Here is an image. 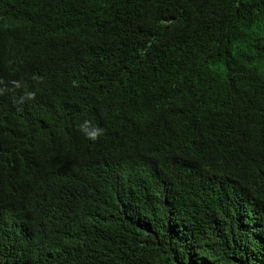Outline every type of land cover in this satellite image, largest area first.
Segmentation results:
<instances>
[{
  "label": "trees",
  "instance_id": "obj_1",
  "mask_svg": "<svg viewBox=\"0 0 264 264\" xmlns=\"http://www.w3.org/2000/svg\"><path fill=\"white\" fill-rule=\"evenodd\" d=\"M0 264H264V0H0Z\"/></svg>",
  "mask_w": 264,
  "mask_h": 264
},
{
  "label": "clouds",
  "instance_id": "obj_2",
  "mask_svg": "<svg viewBox=\"0 0 264 264\" xmlns=\"http://www.w3.org/2000/svg\"><path fill=\"white\" fill-rule=\"evenodd\" d=\"M87 126V122H85V127ZM102 129L100 128H94L87 132L88 138L95 141L99 135L102 134Z\"/></svg>",
  "mask_w": 264,
  "mask_h": 264
}]
</instances>
